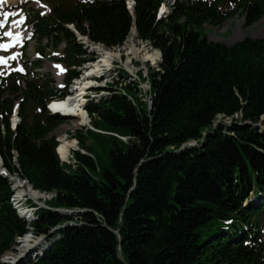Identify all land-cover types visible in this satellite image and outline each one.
<instances>
[{
	"label": "trees",
	"instance_id": "1",
	"mask_svg": "<svg viewBox=\"0 0 264 264\" xmlns=\"http://www.w3.org/2000/svg\"><path fill=\"white\" fill-rule=\"evenodd\" d=\"M126 1L52 0L47 15L26 10L35 50L63 43L57 60L66 71L60 88L37 73L0 76V257L28 227L41 234L64 224L21 264H264V37L227 45L204 31L236 11L253 24L264 0H237L232 11L221 10L224 0H174L161 17L169 0H132V13ZM133 24L161 55L158 70L147 68L150 106L134 82L108 84V95L84 105L96 130L73 134L89 154L74 150L61 162L52 132L63 117L45 104L66 96L94 58L76 33L112 48ZM220 116L230 123L214 125ZM13 175L54 192L51 209L37 208L31 221L18 215Z\"/></svg>",
	"mask_w": 264,
	"mask_h": 264
},
{
	"label": "rangeland",
	"instance_id": "2",
	"mask_svg": "<svg viewBox=\"0 0 264 264\" xmlns=\"http://www.w3.org/2000/svg\"><path fill=\"white\" fill-rule=\"evenodd\" d=\"M6 1V2H4ZM11 1V2H10ZM42 3L44 7L39 6L38 4ZM237 0H224L222 4L220 5V8L222 11H232L236 7ZM52 4V0H0V11L2 17L5 15L10 14V21L8 23V26L6 30L1 34L0 33V44L6 43L9 41V38L12 34L18 35L22 34L24 36H28L30 34L29 29L23 24L24 19V9L27 5H32L33 7L37 9H41L43 12H46L50 9ZM4 10V11H3ZM4 15V16H3ZM6 23V25H7ZM5 25V26H6ZM204 31L206 33V36L208 40L214 41V42H224L227 45L233 44L237 41H240L244 37L248 36L251 38H261L264 37V16H262L258 21L254 22L251 25H245L244 24V17L240 15L239 11L234 12L231 16H229L226 20H224L222 23L218 25H211V24H205ZM11 33V35H5V33ZM88 42L87 40H85ZM96 46L101 49V51H113L118 52V57L113 59L111 61V65L108 67L103 68L102 70H96V72L91 73L88 78L90 80V84H94L98 86H102L105 84H111V83H117L116 87H121L122 84L136 81V83H141L138 86L139 89V96L140 98L145 101L147 100V96L145 95L144 90L149 87V83L146 81L147 78V68L153 67L156 68V62L157 59L160 57L158 51H156L154 48H152L151 45L148 44V42H144L136 37L134 32L131 30L126 40L119 46H115L112 48L104 47L102 45H96L91 43H86L84 46L87 47V50L92 53L93 55V61L88 62L85 66H88L89 64L96 63L101 58L100 50L96 51L97 49H93V46ZM35 41L32 40L27 48L25 50H22L21 48H12L9 51L6 50H0V57L6 59L7 63L3 68H0L1 70H10L13 68L22 70V72H27L26 77L32 78V64L34 61L39 60L41 61L40 67H38L35 71H37L38 77H51L54 79V82L56 86L60 87L62 86V78L65 66L57 60L59 57L61 50L63 48V43L55 50H46V52L43 54L42 58H39L37 56L36 50H35ZM147 55H150L149 59H144ZM59 65L60 67H56ZM85 66L80 67L79 71L81 73L80 78L83 76L84 68ZM157 69V68H156ZM143 78V79H142ZM78 79L76 81H78ZM98 79V80H97ZM88 80V81H89ZM101 80V81H100ZM76 81L73 82L72 87L75 85ZM89 85L87 87H89ZM115 85V84H114ZM142 91H141V90ZM73 90V88H72ZM71 90V91H72ZM85 91H87L85 89ZM89 93H92V90H89ZM75 91H72V95ZM94 95H96L94 93ZM97 97V96H95ZM85 98H82V103ZM83 109V106L81 107ZM84 112V109H83ZM85 114V112H84ZM81 115L74 114V115H65L63 116L62 122L57 125V127L53 130L52 134L56 136V139L59 141L60 138L65 139L67 142L73 143L72 147H69L67 149V152L64 156H68L67 159H71L70 153L73 150L80 151V147L77 145V141L73 138V134L76 130H82L83 133H86L89 130H96L92 126L91 119L86 117V124H83L81 122V119L79 118ZM220 117L215 120V123L218 121L225 122L229 119ZM17 118L15 117V120ZM264 116L259 122V125H264ZM125 139V138H123ZM91 140H87L86 144H90ZM60 144V141H59ZM106 152L99 151L98 156L102 159L106 158ZM64 156L61 155L63 158ZM66 159V160H67ZM16 178V177H12ZM20 182L16 181L12 183V188L14 192V197L18 198V203L22 206L26 207L28 206V202H33L37 200L38 193L29 194L25 192V188H22L21 186H18ZM39 195L43 196V198H50L53 194L52 193H39ZM33 196V197H32ZM40 200V199H39ZM25 243L22 244V246L17 245V250L10 251L8 253H5L1 256L0 260L5 261H11L14 258V255L19 252V255L16 260H18V263L22 260L21 263L29 261L33 258H30L29 255L32 254V256L36 255V252H32L30 249L33 248H27ZM33 243H31L32 245ZM24 245V246H23ZM45 246V245H44ZM44 246H41L42 249ZM20 250V251H19ZM23 250V251H22ZM18 251V252H17ZM43 252V250H42ZM28 255V259H27ZM27 259V260H25ZM6 264V262H5Z\"/></svg>",
	"mask_w": 264,
	"mask_h": 264
},
{
	"label": "bare ground",
	"instance_id": "3",
	"mask_svg": "<svg viewBox=\"0 0 264 264\" xmlns=\"http://www.w3.org/2000/svg\"><path fill=\"white\" fill-rule=\"evenodd\" d=\"M129 4L130 3L128 2V6H129ZM161 9H163V7H161ZM93 49H97L96 51L100 50L101 58L98 60V62L89 64L88 66H85L83 76L80 78V80L78 79V81H76L75 85L73 86V88H74L73 90L75 91V93H74L75 95H72V93H71L65 99L53 100V102L50 105V108L56 113H62L64 115H67V114H69V115H74V114L75 115L76 114L81 115V117H79V118L81 119V122L83 124L87 123L85 114H84L83 109L81 107H82V98H84V94L86 93L85 89L87 88V86L90 83L88 76L91 73L96 72V70H102L103 68L110 66L111 61L118 57V52L101 51V49L96 47V46H93ZM149 58H150V55H147V53H146V57H144V59L146 60ZM149 89H150V85L147 89L144 90L145 95L147 96L146 97L147 100H149V96H148ZM59 141H60V144L58 146V152L60 153V155L64 156L65 153L67 152V149L69 147L73 146V143H71V142L69 143V142L65 141V139H63V138H60ZM19 182L20 183L18 184V186L25 188L26 193H29L31 195L34 194L32 192V189H30L29 186H27L22 181H19ZM23 241L25 243L24 245L27 246L26 249L29 248L30 247V245L28 244L29 238L26 237ZM45 247L46 246H44V248L42 249L43 251H44Z\"/></svg>",
	"mask_w": 264,
	"mask_h": 264
},
{
	"label": "snow or ice",
	"instance_id": "4",
	"mask_svg": "<svg viewBox=\"0 0 264 264\" xmlns=\"http://www.w3.org/2000/svg\"><path fill=\"white\" fill-rule=\"evenodd\" d=\"M162 10H163V9H162ZM5 35H11V33H8V32H6V33H5ZM0 47H7V45H0ZM56 67H58V68H59L60 66H59V65H57ZM61 70H63V69H61Z\"/></svg>",
	"mask_w": 264,
	"mask_h": 264
}]
</instances>
